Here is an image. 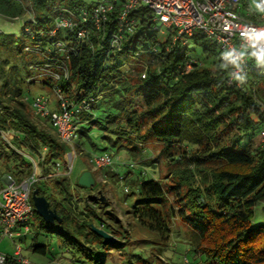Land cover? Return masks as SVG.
Instances as JSON below:
<instances>
[{"label":"trees","instance_id":"16d2710c","mask_svg":"<svg viewBox=\"0 0 264 264\" xmlns=\"http://www.w3.org/2000/svg\"><path fill=\"white\" fill-rule=\"evenodd\" d=\"M31 1L38 24L26 22L20 27V35L0 33V145L4 151H0V156H5L4 166L17 182L32 175L31 159L38 162L40 176L32 189H38L39 195L48 199L62 219L61 223H46L42 219L41 231L56 233L75 243L78 253L96 242L119 243H108L93 230L99 228L114 236L118 233L108 231L112 230L110 224L98 222L101 220L98 209L106 204L89 196L87 201L75 203L69 178L54 174L57 162L64 165L69 148L55 132L30 119L27 113L30 98L24 94L23 84L59 86L75 103L93 99L90 109L78 113L76 119L77 152L110 153L108 149L115 147L134 155L135 151L144 152L147 143L159 145L157 159L165 162L167 182L162 184L141 176L142 172L139 174L138 198L129 211L137 223L151 231L169 233L168 222L178 217L196 231V251L214 264H264V223L254 224L255 209L264 203V141L253 148V140L264 129L263 72L250 73L245 88L229 85L226 74L217 70L220 52L215 45L200 34L193 40L203 47L208 58H215L210 66L195 57L190 46L168 50L169 35L157 51H152L159 34L146 22L124 41L123 49L115 55H109L110 51L96 44L91 48L81 43L67 58L57 54L55 61L44 60V56L53 57L54 53L48 49L56 38H50L47 31L53 24L48 7L51 9L56 2ZM61 2L79 5L75 0ZM0 14L5 18L21 15L22 5L18 0H0ZM111 28L112 25L108 30ZM37 44L41 45L43 57L26 50L37 48ZM4 53L15 59L21 54L34 56L37 61L25 63L29 78L23 80L17 64L4 59ZM131 53L148 59L122 73L121 61ZM190 60H196L193 69L182 73ZM51 64L56 69L66 66L69 77L56 83L45 77L31 80L35 72L51 68L47 66ZM144 70L147 77L142 79ZM101 100L105 106L98 115L95 110H99L96 106ZM94 129L102 132L100 138L108 147L101 149L93 141ZM127 173L115 174L125 182ZM75 185L84 188L77 182ZM169 194H174L177 210ZM34 215H38L35 209ZM35 241L37 236L30 246L32 251L46 255L48 246ZM94 264L104 261L95 260Z\"/></svg>","mask_w":264,"mask_h":264},{"label":"built area","instance_id":"2783aa9c","mask_svg":"<svg viewBox=\"0 0 264 264\" xmlns=\"http://www.w3.org/2000/svg\"><path fill=\"white\" fill-rule=\"evenodd\" d=\"M23 6L24 0H18ZM29 3L27 19L23 14L15 17H3L5 24L14 26L19 24L25 26L26 22L38 24L35 18V9L31 0ZM56 2V3H55ZM79 5L72 6L70 3L61 0H50L53 4L48 7V14L53 18V24L47 31L53 41L50 52L53 57H46L41 45H35V49L28 47L26 50L35 51L44 60L55 61L57 54L68 57L74 51L76 45L87 44L91 48L94 44L101 49L110 51L109 55L117 54L123 49L124 41L134 35L143 23H149L153 32L159 34L158 43L152 46V51H157L169 35L171 47L180 46L189 48L196 34H200L211 45H215L221 53L224 46H239L241 43L240 33L246 27L264 28V14L257 15L249 11L245 0H92L86 3L82 0H75ZM149 21V22H148ZM113 26L110 30L109 27ZM29 31V29H26ZM4 32L0 29V33ZM63 32L64 34L60 33ZM94 39V40H92ZM40 43V41L38 42ZM196 63L190 60L183 67L182 73H189ZM51 68H41L35 72L31 80H42L51 78L53 82L61 81L69 77V70L66 66H59L56 69L53 64L47 65ZM56 70H59L56 71ZM253 72H263L264 69L257 68L249 61L248 76ZM147 77L144 70L141 78ZM249 79L246 85H248ZM229 85H236L228 80ZM245 85V86H246ZM239 87V88H245ZM49 87V86H48ZM52 88V87H50ZM57 100V108L49 109L50 99L44 94L32 98L33 108L37 116L47 120L52 127L59 141L69 148L65 156L64 165L57 162L54 166L56 176L64 175L69 177L73 163L77 156L75 142L78 138L79 125L77 124L78 113L90 109L89 100H82L75 103L69 100L61 87L52 88ZM264 141V129L260 133ZM33 173L21 182L10 174H7L6 184L0 189V242L9 238L14 242V251L7 254L0 251V258L3 264H29V260L23 255L22 248L17 244L16 239L30 232L29 221L34 216V205L32 204L33 186L38 182V162L31 159ZM91 164L96 170L104 171L113 169L114 157L110 153L95 155ZM129 170H134V163L126 164ZM61 167L65 172H61ZM108 176L102 174L97 183H106ZM122 180V178L120 179ZM128 192V189H125Z\"/></svg>","mask_w":264,"mask_h":264},{"label":"rangeland","instance_id":"374dc122","mask_svg":"<svg viewBox=\"0 0 264 264\" xmlns=\"http://www.w3.org/2000/svg\"><path fill=\"white\" fill-rule=\"evenodd\" d=\"M89 3L92 0H82ZM249 6L250 0H245ZM29 3L24 0L22 9L24 11V18L27 19L30 12H28ZM256 13V12H255ZM258 16L260 13H256ZM0 29L4 32H8L10 35H20L21 29L19 24L9 26L5 24L4 19L0 16ZM27 44L31 42L26 40ZM191 49L194 51L195 57L200 59L204 65L210 66L215 58L207 57L203 51V47L200 44L192 41L190 43ZM4 59H10L11 63H15L18 66L20 77L25 80L29 78L28 66H25L29 61H37L31 54H21L18 58H13L8 54H3ZM147 56H135L130 54L125 61H121V72H126L129 69L139 67V64L146 61ZM27 69V70H26ZM34 74V73H33ZM30 76L32 74L30 73ZM264 76V73H263ZM24 94L30 98L27 105V113L39 127L48 130L52 133L54 131L50 128L47 120L41 119L36 115L32 104V98L44 94L50 99L49 109L55 110L57 108V100L54 94V90L47 85L23 84ZM262 107L264 109V94L262 95ZM105 102L99 101L96 108L100 114L101 108H104ZM93 141L100 146L101 149L108 147L107 142L100 137L102 132L94 129L92 134ZM262 143L261 137L257 136L253 140V148H258ZM146 150L142 153L135 151L136 156L130 151L120 150L117 148H109L110 153L114 157L113 170L105 169L104 171L96 170L91 161L95 158V155L102 154V151H91L90 154L77 152V156L73 163L71 175L68 177L71 182V191L74 194V202L87 201L89 197L103 198L106 204L100 211L101 220L99 223L111 225L112 230H118V233L114 236L119 242L118 244H105L96 242V244L88 246V249L84 247L82 253H78L75 248L76 244L64 239L56 233L48 231H41L40 225L42 218L38 215H34L28 225L30 232L26 235L17 238L16 242L22 248L23 255L29 260V264H94L95 260H102L104 264H214L213 261L208 260L205 255L196 251L198 243V235L196 231L186 221L179 219L178 217H172L168 222L170 232L165 231H151L148 228L137 223L133 217L129 214V211L134 206L136 199L138 198L136 182L139 179V174L148 179H155L158 182L164 184L167 182V171L165 162L161 159H157L159 145L156 143L145 145ZM3 151L2 145H0V151ZM5 156H0V189L7 183L6 175H12V172L6 170L3 159ZM28 159V157H27ZM29 160V159H28ZM155 163H151L153 161ZM134 163L136 165L134 170H130L126 164ZM90 169L95 174V179L101 177L102 174L108 176L106 183L98 182L94 188H77L75 183L81 174ZM52 170V169H51ZM61 172H65V169L61 167ZM116 172L121 175L127 173L126 180L120 181L117 178ZM37 176H40L38 170ZM197 184L201 185V182L197 180ZM52 188V187H51ZM128 188V192L125 189ZM172 205L177 210V206L174 202V194H169ZM90 200V199H89ZM259 206V205H258ZM107 213H109L107 215ZM264 203L260 204L255 209L254 224L259 225L264 223ZM37 236V241L34 243L43 244L48 246V252L46 255L35 253L30 248L33 243V238ZM0 251L12 254L14 251V242L9 238H4L0 242ZM90 251H93L91 253ZM91 256V259H89Z\"/></svg>","mask_w":264,"mask_h":264},{"label":"clouds","instance_id":"9594fccd","mask_svg":"<svg viewBox=\"0 0 264 264\" xmlns=\"http://www.w3.org/2000/svg\"><path fill=\"white\" fill-rule=\"evenodd\" d=\"M249 11L264 14V0H250ZM239 46H224L219 56L217 70L226 78L243 87L248 80V66L251 61L255 67L264 69V28L246 27L240 33ZM0 264H3L0 258Z\"/></svg>","mask_w":264,"mask_h":264},{"label":"water","instance_id":"95a60500","mask_svg":"<svg viewBox=\"0 0 264 264\" xmlns=\"http://www.w3.org/2000/svg\"><path fill=\"white\" fill-rule=\"evenodd\" d=\"M78 185L84 187L86 189L94 188L97 185V180L95 179L92 171L86 170L77 181ZM102 202H104L103 198H100ZM32 201L34 205V209L36 213L46 222V223H61L62 219L56 212V210L52 209L50 206V202L44 196L39 195L38 189H34L32 191ZM94 232H96L99 236L104 238L108 243L117 242L116 238L99 228H94Z\"/></svg>","mask_w":264,"mask_h":264}]
</instances>
